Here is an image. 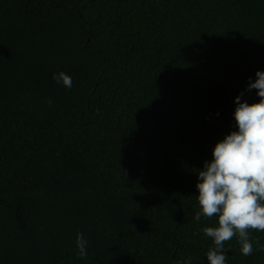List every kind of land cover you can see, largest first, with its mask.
<instances>
[{
  "label": "clouds",
  "instance_id": "obj_1",
  "mask_svg": "<svg viewBox=\"0 0 264 264\" xmlns=\"http://www.w3.org/2000/svg\"><path fill=\"white\" fill-rule=\"evenodd\" d=\"M256 79L249 78L247 90H257L259 102L243 101V93L234 103L236 131L215 144L211 161H205L198 172V204L194 219L218 217L217 227H205L203 232L212 239L213 246L206 253L209 264H225L224 242L238 236L240 251L245 257L254 251L249 230L264 232V71L257 70ZM53 80L71 89L72 78L63 71L54 73ZM49 106L52 101L48 100ZM78 258L87 257L88 241L83 233L76 237ZM258 250L264 251L256 238ZM191 264V258L177 261Z\"/></svg>",
  "mask_w": 264,
  "mask_h": 264
}]
</instances>
